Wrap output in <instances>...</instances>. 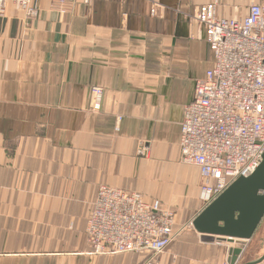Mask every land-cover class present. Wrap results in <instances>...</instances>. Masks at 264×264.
Returning <instances> with one entry per match:
<instances>
[{
	"label": "crops",
	"instance_id": "0c3cea01",
	"mask_svg": "<svg viewBox=\"0 0 264 264\" xmlns=\"http://www.w3.org/2000/svg\"><path fill=\"white\" fill-rule=\"evenodd\" d=\"M213 1L33 0L34 17L4 5L0 264H147L145 254H90L86 219L101 185L159 201L175 212V229L203 209L198 169L180 163L179 138L209 67L190 19ZM216 1L218 15L232 18L264 5ZM93 87L103 90L99 111ZM263 245L264 221L237 264L259 258ZM235 247L191 228L156 263L223 264Z\"/></svg>",
	"mask_w": 264,
	"mask_h": 264
},
{
	"label": "built area",
	"instance_id": "2783aa9c",
	"mask_svg": "<svg viewBox=\"0 0 264 264\" xmlns=\"http://www.w3.org/2000/svg\"><path fill=\"white\" fill-rule=\"evenodd\" d=\"M32 2L0 0V13L12 3L34 17ZM190 22L203 33L209 67L184 108L179 152L180 163L198 169L204 208L253 174L264 156V5L250 3L244 16L222 17L215 0L201 5ZM90 92L92 110L99 111L103 90ZM175 224V212L159 201L101 185L86 219V243L92 255L145 254L147 264H157L183 231L193 229L191 222L179 229Z\"/></svg>",
	"mask_w": 264,
	"mask_h": 264
},
{
	"label": "water",
	"instance_id": "95a60500",
	"mask_svg": "<svg viewBox=\"0 0 264 264\" xmlns=\"http://www.w3.org/2000/svg\"><path fill=\"white\" fill-rule=\"evenodd\" d=\"M141 144V147H146ZM264 221V156L258 168L246 178H238L219 197L205 206L191 221L200 235L234 243L228 249V264H237L238 258ZM264 245L259 258L243 264H261Z\"/></svg>",
	"mask_w": 264,
	"mask_h": 264
}]
</instances>
